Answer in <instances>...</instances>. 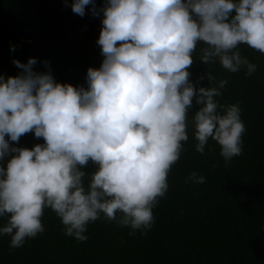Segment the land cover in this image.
<instances>
[{
    "label": "clouds",
    "instance_id": "1",
    "mask_svg": "<svg viewBox=\"0 0 264 264\" xmlns=\"http://www.w3.org/2000/svg\"><path fill=\"white\" fill-rule=\"evenodd\" d=\"M88 5L101 18L102 61L85 84L58 81L48 61L36 70L35 57L14 58L20 71L0 74V236L10 248L44 231L45 208L77 241L98 219L145 233L189 128L195 151L211 139L225 166L242 152L239 104L217 99L227 80L206 70L194 83L189 68L200 44L203 65L252 75L257 65L240 46L264 54V0H71L70 8L83 17ZM28 132L43 142L10 143ZM204 181L195 170L185 178Z\"/></svg>",
    "mask_w": 264,
    "mask_h": 264
},
{
    "label": "trees",
    "instance_id": "2",
    "mask_svg": "<svg viewBox=\"0 0 264 264\" xmlns=\"http://www.w3.org/2000/svg\"><path fill=\"white\" fill-rule=\"evenodd\" d=\"M104 0H95L97 7ZM0 0V74L20 70L12 60L73 85L85 84L88 67H99L102 56L96 40L100 16L85 6L83 17L71 11V0ZM193 53L189 68L195 83L206 70L227 83L217 99L238 103L245 131L242 152L225 166L219 145L209 139L203 154L196 152L193 130L182 142L179 159L168 173L169 188L153 209L154 223L145 233L114 221L98 219L87 226L85 241L66 236L56 214L45 208L44 231L18 248H10L8 235L0 236V264H264V54L241 45V54L257 65L250 76L229 73L219 63L203 65ZM206 86L208 81H200ZM198 106L193 104L192 111ZM7 138V136H6ZM32 132L18 142L31 148L42 143ZM93 170L89 163L84 169ZM197 171L204 183H185ZM4 222L0 218V224Z\"/></svg>",
    "mask_w": 264,
    "mask_h": 264
}]
</instances>
